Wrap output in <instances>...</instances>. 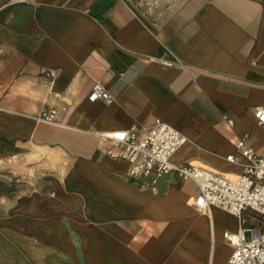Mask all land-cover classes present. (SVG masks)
Wrapping results in <instances>:
<instances>
[{"label":"crops","instance_id":"0c3cea01","mask_svg":"<svg viewBox=\"0 0 264 264\" xmlns=\"http://www.w3.org/2000/svg\"><path fill=\"white\" fill-rule=\"evenodd\" d=\"M261 105L264 0H0V169L27 183L3 228L26 264H228L225 232L260 215L199 211L173 174L142 186L97 132L161 118L188 138L175 162L237 173L239 138L264 156Z\"/></svg>","mask_w":264,"mask_h":264},{"label":"built area","instance_id":"2783aa9c","mask_svg":"<svg viewBox=\"0 0 264 264\" xmlns=\"http://www.w3.org/2000/svg\"><path fill=\"white\" fill-rule=\"evenodd\" d=\"M45 73L54 79L55 68ZM89 99L110 102L114 96L100 82H95ZM41 120L56 122L59 111L55 107L43 109L37 116ZM257 122L264 126V105L255 110ZM232 125L233 119L224 115ZM107 145L105 152L113 158H124L130 163L129 177L142 186H152L161 177L173 174L191 179L197 186L192 205L199 211H210L217 206L241 217L246 210L261 217V226H244L237 232H225L233 250L228 264H264V156L246 144L245 137L236 141L237 153L226 159L242 165L237 173H226L199 161L175 162L173 155L188 141L176 127L161 118L150 125L133 124L129 128L97 132Z\"/></svg>","mask_w":264,"mask_h":264},{"label":"rangeland","instance_id":"374dc122","mask_svg":"<svg viewBox=\"0 0 264 264\" xmlns=\"http://www.w3.org/2000/svg\"><path fill=\"white\" fill-rule=\"evenodd\" d=\"M3 170L0 169V264H26L27 246L23 241L24 236H20L19 232L18 245H15L11 241L10 230L3 227L9 226V198L16 195L17 191L19 194L26 192L27 183L24 179L16 181L10 178L9 173Z\"/></svg>","mask_w":264,"mask_h":264}]
</instances>
